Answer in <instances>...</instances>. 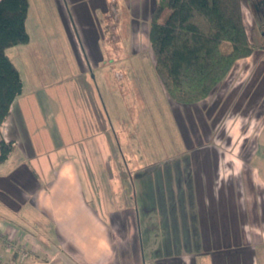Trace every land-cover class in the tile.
Masks as SVG:
<instances>
[{"label": "rangeland", "instance_id": "374dc122", "mask_svg": "<svg viewBox=\"0 0 264 264\" xmlns=\"http://www.w3.org/2000/svg\"><path fill=\"white\" fill-rule=\"evenodd\" d=\"M126 1L27 0L25 26L29 40L8 46L5 51L22 72L23 91L19 96L25 100L37 87L48 91L45 98L54 99L56 91L62 97L69 89L85 90L94 99L96 121L92 127L98 130L103 123L104 128L108 115L109 152L101 154L93 143L92 166L86 173L98 200L109 199L115 193V204L120 206L119 214L114 211L108 216L110 242L118 246V264H151L148 253L152 250L146 249L144 229L133 228L136 214L132 196H136L139 184L136 175L143 172L144 177H150L158 193L183 192L195 199L192 173L196 169L189 164L196 160L192 155L203 147L224 150L217 154L224 168L236 173L245 170L256 143L255 132L264 120V70L257 69L264 66L263 35L253 5L243 0L252 53L236 60L207 98L181 104L167 94L154 69L148 27L157 0H129V4ZM144 13L148 15L146 20ZM98 48L100 53L95 56ZM76 52H81L83 62L89 61L86 71L80 70ZM119 68L126 72L116 71ZM104 78L108 80L107 86ZM42 108L45 115L52 116L59 105L51 101L42 104ZM63 112L67 114V105ZM259 179L258 176L261 182ZM156 220L159 215L154 211L146 222L157 223ZM153 230L157 242L163 240L165 229Z\"/></svg>", "mask_w": 264, "mask_h": 264}, {"label": "crops", "instance_id": "0c3cea01", "mask_svg": "<svg viewBox=\"0 0 264 264\" xmlns=\"http://www.w3.org/2000/svg\"><path fill=\"white\" fill-rule=\"evenodd\" d=\"M79 54L80 70L86 71L89 61L83 62ZM257 69L263 72L264 66ZM81 80L86 81L85 77ZM30 93L27 100L20 94L15 97L0 124V140L12 143L7 158L0 162V234L32 250L28 264H118L108 216L114 211L119 214L120 206L115 204V193L98 200L86 173L92 166L93 143L101 154L109 152L108 115L104 128L103 123L98 130L92 127L94 99L85 90L69 89L62 97L56 91V100L47 98L48 91L39 87ZM99 100L103 104L100 96ZM51 101L57 102L59 110L48 116L42 104ZM65 121L66 125L61 124ZM254 136L256 143L245 170L237 173L224 168L217 155L224 152L220 148L206 146L192 155L196 158L189 164L196 169L192 173L195 199L183 192L158 193L150 177L143 172L136 175L133 228L144 229L146 249L152 250L148 253L151 264H264V120ZM154 211L159 215L157 223L146 222ZM153 228L165 229L163 240L157 242Z\"/></svg>", "mask_w": 264, "mask_h": 264}, {"label": "trees", "instance_id": "16d2710c", "mask_svg": "<svg viewBox=\"0 0 264 264\" xmlns=\"http://www.w3.org/2000/svg\"><path fill=\"white\" fill-rule=\"evenodd\" d=\"M242 1H156L148 39L155 72L174 101L194 104L207 98L236 60L252 53ZM27 11V0H0V124L8 116L15 97L22 92L20 71L5 48L29 40L25 26ZM255 18L259 25L263 24L264 19L256 12ZM262 40L261 47H264ZM243 93L240 95L244 96ZM11 149V141L0 140V162Z\"/></svg>", "mask_w": 264, "mask_h": 264}, {"label": "built area", "instance_id": "2783aa9c", "mask_svg": "<svg viewBox=\"0 0 264 264\" xmlns=\"http://www.w3.org/2000/svg\"><path fill=\"white\" fill-rule=\"evenodd\" d=\"M2 236L0 234L4 240V249L0 251V264H28V257L33 253L32 250L17 239Z\"/></svg>", "mask_w": 264, "mask_h": 264}, {"label": "flooded vegetation", "instance_id": "af4514ba", "mask_svg": "<svg viewBox=\"0 0 264 264\" xmlns=\"http://www.w3.org/2000/svg\"><path fill=\"white\" fill-rule=\"evenodd\" d=\"M252 5L254 7L255 12L258 15H260L261 18L264 19V0H257V2H254ZM257 26L258 27H262L261 30H262V35H263V38H264V21H263V24L262 25H259L258 24Z\"/></svg>", "mask_w": 264, "mask_h": 264}]
</instances>
